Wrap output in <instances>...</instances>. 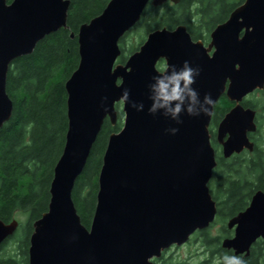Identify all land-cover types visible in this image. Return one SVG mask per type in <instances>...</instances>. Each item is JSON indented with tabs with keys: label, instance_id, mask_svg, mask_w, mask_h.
<instances>
[{
	"label": "water",
	"instance_id": "95a60500",
	"mask_svg": "<svg viewBox=\"0 0 264 264\" xmlns=\"http://www.w3.org/2000/svg\"><path fill=\"white\" fill-rule=\"evenodd\" d=\"M168 0H109L103 11L78 28V64L65 81L67 130L53 167L47 210L32 223L28 264H153L172 246L186 244L207 229L217 213L208 183L216 167L209 123L213 106L225 92L239 102L264 86V0H244L210 34V43L193 41L184 25L147 33L124 63L120 41L141 20L150 3ZM177 4L180 0H169ZM69 0H0V129L9 121L12 102L6 77L12 62L32 53L46 36L67 28ZM74 38V34L70 35ZM164 62L163 70L157 68ZM184 61L199 68L193 87L215 101L207 115L181 114L176 125L148 113V85L155 75ZM227 84V87H226ZM144 104L136 111L122 99ZM122 126L109 135L97 176L96 203L90 226L81 223L72 200L91 149L106 119ZM254 112L232 109L218 127L223 156L252 149L246 133L255 131ZM177 127L175 135L166 129ZM227 140L222 141L225 135ZM19 227L0 219V246ZM234 228L220 247L248 256L264 241V192L227 222Z\"/></svg>",
	"mask_w": 264,
	"mask_h": 264
},
{
	"label": "trees",
	"instance_id": "16d2710c",
	"mask_svg": "<svg viewBox=\"0 0 264 264\" xmlns=\"http://www.w3.org/2000/svg\"><path fill=\"white\" fill-rule=\"evenodd\" d=\"M11 1L7 0L8 3ZM69 1L67 28H61L39 41L31 54L14 60L7 72L6 93L12 102V114L0 129V219L9 222L16 213H21L25 215V221L16 231L19 235L16 237L15 233L0 246V264H28L27 248L32 223L47 210L53 167L65 142L64 84L79 60L76 34L80 25L99 15L109 0ZM243 1L180 0L176 5L167 2L158 8L148 5L133 30L138 26L146 35L161 27L172 29L182 24L195 39L199 33L194 31L196 28H203L202 32L211 29ZM194 18L204 21L202 27L194 24ZM71 34L75 37L71 38ZM142 41L126 46L122 38L118 62L124 63ZM119 107L116 104L118 117L115 126L108 119L104 121L86 166L73 188L72 200L86 228L90 226L95 208L97 176L108 137L122 126L123 114ZM246 165L248 173L244 177H232L229 173L233 168L218 161L219 168L228 171L226 175L217 174V180L212 184L218 187L224 199L222 204H218V219L243 210L245 198L239 186L264 190V177L249 175L254 164ZM208 230L202 231L205 247H214L211 254L226 252L220 248L218 238L205 236ZM243 259L246 264H264V241L255 242L249 255Z\"/></svg>",
	"mask_w": 264,
	"mask_h": 264
},
{
	"label": "flooded vegetation",
	"instance_id": "af4514ba",
	"mask_svg": "<svg viewBox=\"0 0 264 264\" xmlns=\"http://www.w3.org/2000/svg\"><path fill=\"white\" fill-rule=\"evenodd\" d=\"M229 14L226 16V18L223 21L215 24L209 30H204L202 32L201 30H203V28L202 29L196 28L194 31L199 32L196 36L197 38L193 39L191 37V35L189 34L191 39L193 41H201V42H203L204 46H207L210 43V34L213 31V29L217 25L225 22L229 16ZM193 20L195 21L194 24L197 26H201L202 23L204 22L200 18H194ZM179 25H182V24H179ZM179 25L174 26L172 29L176 28ZM172 29H169V30H172ZM186 29H187V27H186ZM187 32H188V29H187ZM160 62L163 63V67H164L165 66L164 62L163 61H160ZM226 87H227V84H226ZM236 106H240L243 110H252L254 112V120L253 121H254L256 129L253 132H247L246 133L247 139L251 143L252 149L250 150L247 148H243L239 153L234 152L229 157H224L223 156V146L221 144V141L220 142L218 141L217 131H218V127H219L220 123L223 121L225 116L232 109H234ZM208 130H209V135H210V143H211V146L214 150L215 159H216V167L214 168L212 177L208 183L209 193L211 195L212 200L215 202L216 209H217L215 220H214L213 224L208 228V229H210L215 224L216 219L219 218L218 217V204H222L224 201V199H222V193L218 192V187L213 186L212 184L214 181L217 180V174H219L221 176L224 174L226 175L228 172L226 170L219 168V166H218L219 160L222 161V164L229 165L233 168V170L229 173V174H232L231 175L232 177L237 176V175L244 177V175L246 173H248V168L246 167L247 166L246 164H254L253 165L254 168L252 169V171L249 175H252L253 177H264V136H263L264 135V86L262 89H255L251 93L247 94L239 102H236L235 100H230L227 97L226 93L224 92L220 96V98L217 100L216 104L213 106L212 116H211V120L209 123ZM227 137H228V135L226 134L222 138V141L227 140ZM244 168H245V170H243ZM239 187H240V193L245 198L244 205L242 206L243 210H241L239 212L232 213L230 216H226V217L224 216L225 220L224 219H222V220L226 221V218H227V221L225 222V225L222 226V228H223L222 230H223L226 237H223L222 239L230 238L234 234V228H231V229L227 228L228 220L231 219L232 217H234L235 215H237L238 213L244 211L248 207L250 200H251V198L255 192H257V191L264 192V190H262V189H256V188L250 189L249 187H247L245 185L239 186ZM208 229H205V230H208ZM202 234H203L202 231H197L192 235V237L197 236V235L202 236ZM259 240H261V239H258L257 241H259ZM219 243H220V241H219ZM172 248H177V247L172 246L169 249H172ZM226 252L228 254H233L232 251H226ZM164 253L162 254V256L160 258L152 259V263L153 264H162V262L165 258ZM241 257L243 258L244 256H241Z\"/></svg>",
	"mask_w": 264,
	"mask_h": 264
},
{
	"label": "clouds",
	"instance_id": "9594fccd",
	"mask_svg": "<svg viewBox=\"0 0 264 264\" xmlns=\"http://www.w3.org/2000/svg\"><path fill=\"white\" fill-rule=\"evenodd\" d=\"M199 74V68L184 61L179 69L171 65L168 70L155 75L148 85L151 101L148 113L164 116L176 125L182 123V113L191 117L209 114L215 101L210 95L201 98L200 93L193 87ZM121 96L136 111L144 110L143 103L130 101L128 89H124ZM177 131V127L166 129L170 135H175ZM215 264H246V261L240 255L223 252L217 254Z\"/></svg>",
	"mask_w": 264,
	"mask_h": 264
},
{
	"label": "rangeland",
	"instance_id": "374dc122",
	"mask_svg": "<svg viewBox=\"0 0 264 264\" xmlns=\"http://www.w3.org/2000/svg\"><path fill=\"white\" fill-rule=\"evenodd\" d=\"M168 3L171 4L170 2ZM136 28L138 29H132V31H130L127 35L124 36L123 42L124 44L126 43V46L137 44L142 39L144 41L145 35L140 32V27L137 26ZM157 68L159 70H162L164 68L163 63L159 62L157 64ZM119 108L121 109V105ZM14 219L17 220L19 223V230L25 221V215L21 213H16L14 215ZM224 220L216 219L215 224L207 231L205 236L209 238H218L219 241H221L223 237H226L222 230V226L225 225L227 218L226 221ZM18 235L19 234L16 233V237ZM202 241V236H193L185 245L167 250L164 253L165 258L162 264H167V262H184L185 264H215L217 254H211V251L214 249V247L207 248L205 247ZM11 243H13V241H11ZM7 248H11V246Z\"/></svg>",
	"mask_w": 264,
	"mask_h": 264
}]
</instances>
